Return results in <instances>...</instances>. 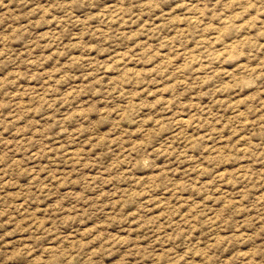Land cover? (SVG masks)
Masks as SVG:
<instances>
[{"label": "rangeland", "instance_id": "obj_1", "mask_svg": "<svg viewBox=\"0 0 264 264\" xmlns=\"http://www.w3.org/2000/svg\"><path fill=\"white\" fill-rule=\"evenodd\" d=\"M0 264H264V0H0Z\"/></svg>", "mask_w": 264, "mask_h": 264}]
</instances>
